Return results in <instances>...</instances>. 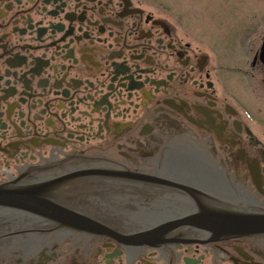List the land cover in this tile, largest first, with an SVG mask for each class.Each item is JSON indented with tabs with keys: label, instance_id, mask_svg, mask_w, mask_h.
<instances>
[{
	"label": "flooded vegetation",
	"instance_id": "obj_1",
	"mask_svg": "<svg viewBox=\"0 0 264 264\" xmlns=\"http://www.w3.org/2000/svg\"><path fill=\"white\" fill-rule=\"evenodd\" d=\"M222 42L180 0H0V264H264V231L107 233L264 220V18Z\"/></svg>",
	"mask_w": 264,
	"mask_h": 264
},
{
	"label": "rangeland",
	"instance_id": "obj_2",
	"mask_svg": "<svg viewBox=\"0 0 264 264\" xmlns=\"http://www.w3.org/2000/svg\"><path fill=\"white\" fill-rule=\"evenodd\" d=\"M188 23L205 36L214 35L224 43L237 30L240 20L253 23L264 18V0H180ZM208 33V34H207Z\"/></svg>",
	"mask_w": 264,
	"mask_h": 264
},
{
	"label": "water",
	"instance_id": "obj_3",
	"mask_svg": "<svg viewBox=\"0 0 264 264\" xmlns=\"http://www.w3.org/2000/svg\"><path fill=\"white\" fill-rule=\"evenodd\" d=\"M261 53H264V43L261 47ZM196 223L201 224L207 231L216 233H234V234H243V233H252V232H261L264 231V220L260 217L253 216H244V215H207L203 220H195L194 217H185L168 223L167 225L158 226L152 230H143L140 232H127L124 235L116 236L114 232L108 231L107 233L122 239L124 242L133 243V240L136 237L148 239L149 234L160 235L171 228H174L180 223ZM219 227V228H218ZM216 229V230H215Z\"/></svg>",
	"mask_w": 264,
	"mask_h": 264
}]
</instances>
